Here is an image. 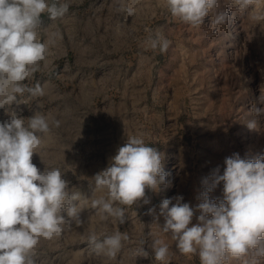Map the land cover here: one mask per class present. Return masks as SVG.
<instances>
[{"label":"rangeland","instance_id":"374dc122","mask_svg":"<svg viewBox=\"0 0 264 264\" xmlns=\"http://www.w3.org/2000/svg\"><path fill=\"white\" fill-rule=\"evenodd\" d=\"M59 2L69 4L67 13L56 19L43 14L37 29L40 40L48 44L45 58L59 61L52 63L57 70L50 76L40 62L44 72L24 81L28 87L39 83L45 95L25 93L18 96L19 104L0 108V122L9 119L6 110L12 109L25 119L41 112L60 121V126L51 127L49 133H38L42 143L32 162L41 171L59 168L69 191L80 193V199L72 203L82 209V223L67 219L59 236L41 238L30 253L34 264H200L198 254H181L171 234L161 231L162 216L154 221L147 212L155 206L159 213L160 203L176 196L195 208L206 187L204 179L217 166L222 175L225 158L239 153L241 158L255 160L264 154V116L250 112L252 103L264 92V22L253 19L264 13V0H254L243 12L229 0H221L218 7L229 12L228 23L213 27L209 16L198 28L173 17L165 0H121L117 2L121 7L135 10L131 16L125 11L132 22L128 31L131 45L126 47L130 56L107 65L77 60L82 66L71 72H64L72 65L71 57L82 59L84 55L81 39L93 36L90 25L79 21L82 16L78 11L103 2ZM136 19L139 24H135ZM55 20L63 21V44L52 46L49 29ZM157 31L171 42L166 52L153 50L146 43ZM99 47L90 43L86 49ZM257 107L264 105L257 103ZM249 120H256L255 129L247 127ZM140 132L145 133L148 145L161 152L162 168L168 173L166 183L155 192L146 188L149 204L139 201L122 206L126 209L123 224L111 218L102 221L92 200L106 194L94 190L92 178L109 166L128 137ZM209 198L217 202L223 199V183L209 193ZM199 214L194 211L189 226L198 223ZM117 231L126 233L128 239L114 258L97 253L89 243L91 234L103 239ZM153 239L169 245L163 262L154 258ZM141 246L148 252L147 258L136 256ZM248 261L249 257L242 256L229 258L228 264ZM259 264H264V259Z\"/></svg>","mask_w":264,"mask_h":264},{"label":"clouds","instance_id":"9594fccd","mask_svg":"<svg viewBox=\"0 0 264 264\" xmlns=\"http://www.w3.org/2000/svg\"><path fill=\"white\" fill-rule=\"evenodd\" d=\"M229 2L243 12L254 0ZM220 3L221 0H165V7L173 17L193 28L203 25L209 16L213 27H218L229 21V12L218 7ZM68 8V3L59 0H0V108L19 104L18 96L25 93L32 97L45 95L39 83L34 87L24 83L39 69L48 50L37 29L43 14L56 19L64 16ZM123 10L129 16L135 11L131 7ZM253 19L264 22V13ZM146 43L163 53L171 42L157 31ZM257 103L264 105V92L250 110L256 117L264 116V107H257ZM6 112L9 119L0 122V264H34L30 253L41 238L59 236L67 219L82 223V209L72 203L80 199V193L69 191L59 168L41 171L32 162L42 143L38 133H49L51 127L60 126V121L41 112L28 119L17 116L13 109ZM247 127L255 129L256 120H249ZM144 136L140 132L128 137L109 166L92 178L94 190L106 194L92 200L102 221L111 218L123 224L126 209L122 206L139 201L149 204L146 188L155 192L166 183L168 173L162 168V154L148 145ZM224 163L222 175L217 166L204 179L206 187L195 208L182 202V196H176L164 199L159 213L153 206L147 214L154 221L162 216L161 231L171 234L181 254H198L200 264H228L229 258L242 256L249 257L248 264H259L264 259V154L253 160L233 153ZM221 183L223 199L217 202L209 198V193ZM194 211L200 213L198 223L189 226ZM127 239V234L120 231L103 239L95 234L88 237L97 253L105 252L110 258L117 255ZM151 248L157 261L163 262L169 255V245L162 239H153ZM148 255L142 246L136 250L137 257Z\"/></svg>","mask_w":264,"mask_h":264},{"label":"crops","instance_id":"0c3cea01","mask_svg":"<svg viewBox=\"0 0 264 264\" xmlns=\"http://www.w3.org/2000/svg\"><path fill=\"white\" fill-rule=\"evenodd\" d=\"M103 4L96 5L93 8H87L84 11H78L82 19L85 20L84 24H89L91 29L93 30L92 39L88 40L90 37L82 38L81 46L83 47V58L81 59L79 56L71 57L72 65L67 67L64 72H71V69H76L75 67L82 66L81 63H77V60H83L84 62H89L91 65L96 62L103 63L104 65L109 64L110 62H115L117 58L121 56H130V51L126 49L127 46L130 47L131 45V34L130 27L132 26L131 19L126 17V13L123 10L124 7H121L117 2L121 3V0H101ZM107 2V4H106ZM110 3V4H108ZM77 13V12H75ZM74 15V13H72ZM75 17H80L76 16ZM74 17V18H75ZM141 18V17H140ZM138 19L139 22L142 19ZM135 24H139L137 19ZM51 28L50 30V45L55 46L58 43L63 44V21L55 20L51 21ZM117 29L118 33L112 34L113 30ZM47 29L45 28L43 32L44 35L47 37ZM98 45L100 46L95 51H87V45L89 44ZM88 53V54H87ZM87 54V56H85ZM44 65V68L50 69L47 73L52 75V71L57 70L55 69L56 66H53L52 63H58L59 61L51 60L45 58L41 61ZM52 65V66H51ZM43 67H41V63L39 65V69L34 73V75H38L41 72H44ZM60 73H63V68L61 69Z\"/></svg>","mask_w":264,"mask_h":264}]
</instances>
